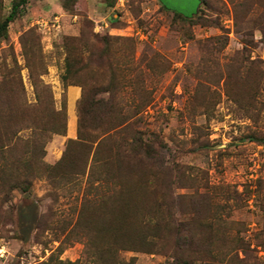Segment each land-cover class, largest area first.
Returning <instances> with one entry per match:
<instances>
[{"label": "rangeland", "instance_id": "1", "mask_svg": "<svg viewBox=\"0 0 264 264\" xmlns=\"http://www.w3.org/2000/svg\"><path fill=\"white\" fill-rule=\"evenodd\" d=\"M203 1L19 6L0 38L9 107L35 103L39 79L55 109L66 102V129L31 155L28 189L0 185V264H111L119 196L133 219L146 205L163 226L169 208L211 222L194 241L215 255L202 249L194 264H264V0ZM12 2L0 0V21ZM115 260L176 264L160 250Z\"/></svg>", "mask_w": 264, "mask_h": 264}, {"label": "trees", "instance_id": "2", "mask_svg": "<svg viewBox=\"0 0 264 264\" xmlns=\"http://www.w3.org/2000/svg\"><path fill=\"white\" fill-rule=\"evenodd\" d=\"M26 1L13 0L9 13L0 21V38L7 36L9 22L17 16L19 6ZM197 1L198 3L204 2L203 0ZM162 3L165 5L164 1ZM174 13L182 19L191 20L192 18L179 11H174ZM39 82V79L33 81L36 93L35 103L22 102L17 107L11 108L9 107L11 104L9 93L5 88L6 84L0 82V185L4 187L8 185L6 190H9V187H20L23 184L28 189L29 176L34 173L30 164L31 155L37 150L43 153L41 149L43 150V145L48 141L50 135L52 133L63 134L66 129V102L63 100L60 108L55 109L51 102L49 88ZM87 104L86 96L82 95L77 106L79 139L83 136L80 128H83L82 125H85V120L90 113L86 107ZM89 105H93L92 102H89ZM25 130L29 131L27 135H21L20 132ZM96 162L97 160L93 159L92 165ZM101 165L103 164H99V166ZM97 179H99L97 180L98 184L104 181L103 179L100 181V178ZM119 197V201H121L113 204L119 203L118 205L123 206L115 208L118 211L117 216L111 215L112 217L105 227L106 233L110 236L106 247L111 264H115L119 250L149 253L157 250L165 251V254L175 259L176 264H194L192 256L196 252L201 253L202 249L206 250V254H209L211 258L215 255L209 247L207 248L208 245L203 240L194 241L196 231L212 228L211 222L205 218H198V221L193 222L183 218L181 220L173 217L169 208L170 220L163 226L162 221L165 217L159 218L160 214L155 213L154 208L144 205L147 208L141 210L144 215L141 218L133 219L130 214L134 210L128 206L129 204H126L124 198ZM169 207L172 208V205L169 204Z\"/></svg>", "mask_w": 264, "mask_h": 264}, {"label": "crops", "instance_id": "3", "mask_svg": "<svg viewBox=\"0 0 264 264\" xmlns=\"http://www.w3.org/2000/svg\"><path fill=\"white\" fill-rule=\"evenodd\" d=\"M72 88H73V89H72V91H75V90H77V89H76V87H74V85H72Z\"/></svg>", "mask_w": 264, "mask_h": 264}]
</instances>
